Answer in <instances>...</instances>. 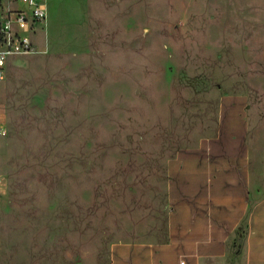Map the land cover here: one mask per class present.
I'll list each match as a JSON object with an SVG mask.
<instances>
[{"label": "rangeland", "instance_id": "rangeland-1", "mask_svg": "<svg viewBox=\"0 0 264 264\" xmlns=\"http://www.w3.org/2000/svg\"><path fill=\"white\" fill-rule=\"evenodd\" d=\"M45 2L0 80V264H107L165 238L168 163L223 95L264 131V0Z\"/></svg>", "mask_w": 264, "mask_h": 264}, {"label": "crops", "instance_id": "crops-1", "mask_svg": "<svg viewBox=\"0 0 264 264\" xmlns=\"http://www.w3.org/2000/svg\"><path fill=\"white\" fill-rule=\"evenodd\" d=\"M251 112L247 97H221L214 133L168 163L165 238L115 243L107 264H264V131Z\"/></svg>", "mask_w": 264, "mask_h": 264}, {"label": "built area", "instance_id": "built-area-1", "mask_svg": "<svg viewBox=\"0 0 264 264\" xmlns=\"http://www.w3.org/2000/svg\"><path fill=\"white\" fill-rule=\"evenodd\" d=\"M46 20L44 0H0V80L6 77L9 56L42 51L34 38L44 31ZM5 134V127L0 124V135ZM5 185V178L0 175V193Z\"/></svg>", "mask_w": 264, "mask_h": 264}]
</instances>
